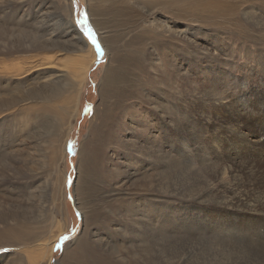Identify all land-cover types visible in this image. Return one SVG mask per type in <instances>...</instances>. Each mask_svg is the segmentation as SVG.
<instances>
[{
    "label": "rangeland",
    "instance_id": "1",
    "mask_svg": "<svg viewBox=\"0 0 264 264\" xmlns=\"http://www.w3.org/2000/svg\"><path fill=\"white\" fill-rule=\"evenodd\" d=\"M62 1L69 13L62 10ZM174 2L171 30L180 34L169 50L154 56L159 58L156 72L144 68L153 61L149 53L134 58L143 64L141 71L139 62H130V49L123 47L131 39L126 35L117 43L122 47L118 62L108 61L91 2L26 0L20 9L0 5V22L16 11L18 18L34 26L39 21L36 27L55 36H63L65 22L71 21L93 49L85 54L89 69L75 78L80 91L58 90L62 96L68 92L77 112L56 133L59 137L70 130L65 147L63 137L53 144L54 162L51 147L45 146L62 125L57 110L39 113L23 125L14 115L18 106L4 109L2 103V89L15 81L24 86L35 72L22 78L1 74L0 230L16 223L17 238L10 239L9 247L0 245V264H20V257L27 260L24 264H97L95 259L104 264H264V0ZM28 31L21 34L26 45L32 36ZM59 40L47 51L0 55V72L49 61L52 67L40 71L43 76L54 68L68 71L63 58L74 51ZM59 60L60 67L53 66ZM108 64L122 82L101 91ZM131 81L148 92L124 88ZM12 157H19L14 167ZM81 161L95 190L88 212L74 193ZM138 219L140 230L134 223Z\"/></svg>",
    "mask_w": 264,
    "mask_h": 264
},
{
    "label": "bare ground",
    "instance_id": "2",
    "mask_svg": "<svg viewBox=\"0 0 264 264\" xmlns=\"http://www.w3.org/2000/svg\"><path fill=\"white\" fill-rule=\"evenodd\" d=\"M9 1H10V3H9ZM182 1L184 4H186L185 2H187V0H182ZM25 2H26V0H6V1L0 0V5L8 4L7 6H9L10 9H13L15 7H19V9H20V8H23ZM86 2H87V4L90 2L92 3V6L88 4L90 13H92V15L94 17V21L93 20L92 21L95 24L94 25L95 28H97V30L100 31L99 40H100L102 46L105 47V49L107 51L108 61H110L112 64L117 63L119 60V55H118L119 49L122 47L117 46V43H119V42L121 43L122 42L121 40L124 39L125 35L131 39L127 43L123 44V47L124 48L127 47V49H130V51H127V52L129 53V57H130L129 60L131 63H133V64L137 63V62L140 63L139 71H141L140 67H142L143 64L141 65V62L139 59L138 60L134 59V58L138 57L137 54L145 55V53H149L151 55L149 57L153 61L151 63H149V61L147 60L148 61V65H147L146 61L143 59L142 62H144V64L147 65V66L144 65V68L146 69V67H147L151 71L156 72V70L159 66L158 65L159 64V58L158 57L155 58L154 56L159 55L158 50L163 49V50L167 51V50H169V47L171 46V40H174V39L178 40V37H179L178 35L180 34V32H174L173 30H171V8H174V7L177 8L178 7L177 4L174 2V0H86ZM57 4H59V3H57ZM61 4H62V10H64V12H66V13H69L71 10L69 5L67 3H65L64 1H62ZM189 5H190V2H189ZM207 6L210 8H213L214 5L209 1ZM9 12H10V14L11 13L12 14L9 17H7L6 20L3 19L4 21L2 20L0 22V55L1 56L5 55L8 58L10 56H14V58H15V56L19 57L20 53L29 54V53H37V52H41V51H47L48 49L51 48L50 47L51 45L57 43L58 39H60V40L65 39V41H66L65 43L67 44L68 49L74 51L73 56L63 58L65 61L62 64H64L66 66L65 68H67L68 71H66L65 69L60 70L58 68L59 70H57V68L56 69L54 68V70H52L53 72H46V73H51L49 76H43V72H40V71L46 70V69L48 70V69H50V67H52V64L49 61V62H41L39 64H35L32 68H26V67H24L25 65H20L21 67L18 65H13V67H10L8 69H3L0 72V78L2 76H7L9 78L12 76L22 78V75L27 74V72H30L31 69H33L31 72H35V74L33 75L32 78L23 82V84H25L24 86L20 85L19 81H15L13 83V86H10L12 84H9L7 87L5 86L6 88L2 89V91L4 90L3 92L6 96V98H2L3 99L2 103H6L5 104L6 106H4V109H10V108L13 109V108L18 106V109L15 108L16 110H15V112L14 111L13 112H14L15 116L21 117V118H19V120H22L25 122V123H23V125L27 124L29 120L34 119V117L37 118L39 113L47 114L48 113L47 111H49V110H54V109L57 110L59 118H60L59 121L62 125L59 124L60 127H58L55 130V132L53 133L54 137L57 136V138L54 141L49 140V142L45 146V147H47V149H49L51 147L49 160H50V162H54V161H56L57 151L53 150V147H54L53 144L58 143V142H62V140L61 141H59V140L62 139V137H63V143H61V144H62V147H65V144H66L67 138H68V133L70 130L67 129V131L65 133L60 132L59 137H58V135H56V133L58 131H60L61 128L63 130V122L66 121V118L68 120H70L71 118L76 116V112H77V105H75V103H73V98H71V96H68L67 93L69 92L70 93L69 95H72V94L76 95L77 91L80 89L79 88L80 83H78L80 81H78L79 79L76 80L75 78L78 75H79L78 77H80L81 74H84V72H87V71H85L86 68L89 69L88 66L92 63H90V64L87 63V61L89 59L87 60V57H86L87 55L85 56V54L86 53H92L93 49L91 46L86 47V41L79 34H77V32L75 30V26H73V23H71V21L65 22V24L67 25L68 31L63 36H60V35L55 36L53 31H48L45 28L39 29L38 28L39 26L36 27L39 23L41 24V22L38 21L34 26L33 25L34 22L29 23V21H26L27 18L23 19L24 16H20L18 18V14L16 11L12 12L10 10ZM7 14H9V13H7ZM67 18H69V17L67 16ZM177 20H181V19H177ZM29 28H30V30L28 31ZM25 30L28 31L29 35L32 34V36L30 35V37H29L30 39L28 38L29 43L27 45L25 44L26 42H23V37L21 36V34L25 33ZM120 31H121V33H120ZM122 32L124 33V35ZM106 34H109V35H106ZM14 36L18 40H15ZM66 63L68 64L69 67L67 66ZM60 65H61L60 60L58 62L57 61L53 62V66H55V67H58V66L60 67ZM116 72H117L116 68L110 64H108L105 67V70L103 72V76L100 80V90L101 91H105L108 89L109 90L117 89L118 85L121 84L122 79H121V77L117 78ZM1 74H2V76H1ZM21 78H19V79H21ZM19 79H17V80H19ZM67 79L69 82L67 81ZM130 83H132V85H130L128 87H124V88H126V89L141 88L138 84L136 85L135 83H133V81H131ZM62 87L68 88L67 89L68 92L66 93V96H62V95L58 94V90ZM1 88H2V86H1ZM141 89H144V88H141ZM145 92L147 93L148 91L145 90ZM0 94H1V92H0ZM78 96H79V94H78ZM21 103H25V104L20 106ZM29 122H31V121H29ZM19 124H21V123L19 122ZM40 146L41 145H39V147ZM153 155L155 156V154H153ZM18 158L13 159V157H12V160L9 162L11 164H9V165L13 166L12 163L15 162V160H17ZM147 158L150 159L149 157H147ZM82 161L85 164H88V159L83 158ZM82 161L80 162V165L78 163V169L81 173V176L79 178H77L76 188L74 189V193H75V196L77 198V203L83 208V210L85 209L86 212H88L87 208L90 205H92V203H91L92 200H90V199H92L94 197L95 190H94V187L92 186V184L89 185V183L87 182L88 179H86V176L89 175L90 173L87 174L88 173V168L86 167L87 165H85ZM153 166H156V165L153 164ZM25 168L27 169L26 165H25ZM34 177L35 176H32L31 178H34ZM91 180H93V179H91ZM142 180H144V179H142ZM149 192H150V190H149ZM112 195H114V194H112ZM4 196H8V195H4ZM6 199L7 198H5V200ZM147 200L149 201V198ZM148 203H150V202H148ZM52 207L54 209V205H52ZM153 207H154V205H153ZM82 208H81V210H82ZM138 210H140V209L138 208ZM145 210L142 209V212ZM59 212H60V210H59ZM130 213L131 212L129 211V214ZM54 214H55V212H53V215ZM148 215H149V213H148ZM136 216H138V215H135V217ZM148 217H150V216H148ZM6 220H7V218H6ZM12 221H14V218H12ZM151 221H152L151 222L152 223L151 228H152L154 226V220L151 219ZM134 223H136L135 226L138 228V230H140L141 226L139 225V223H141V221H139V219H138ZM16 227H17V225L15 223L14 225L12 224V225H8L7 227L5 226V227L1 228V230H0V245L1 246H2V244H7V246L9 244V246H10V239L14 240L17 238V233H16L17 228ZM164 227L165 226L163 225L162 228H164ZM156 229H159V228L156 227ZM145 230H146V228H145ZM131 233H133V232H131ZM134 233H135V231H134ZM140 234H141V232H140ZM138 237L139 236H137V238ZM133 239H135V238H133ZM142 239H143V237H142ZM142 239H141L140 243H138V244H141ZM14 241H16V240H14ZM134 241H136V240H134ZM162 241H164V240H162ZM53 243L54 242H52L51 244H53ZM45 247L46 246H44L43 249H45ZM35 250H36L35 253L37 252V254H38L37 256L39 257L41 255V253L38 249V246L35 247ZM41 252H42V250H41ZM137 252H138V250H137ZM48 253H49V251H48ZM29 257H30V255H29ZM34 260H35V258H34ZM95 260H96L97 264H104L105 263V262L103 263L99 259H95ZM16 262H19L20 264H24L25 262L27 263V260L20 257V259H17ZM28 264H29V262H28Z\"/></svg>",
    "mask_w": 264,
    "mask_h": 264
},
{
    "label": "snow or ice",
    "instance_id": "3",
    "mask_svg": "<svg viewBox=\"0 0 264 264\" xmlns=\"http://www.w3.org/2000/svg\"><path fill=\"white\" fill-rule=\"evenodd\" d=\"M79 23L83 24V21H79ZM86 35L89 37V39L92 41L94 44L98 56L102 57L103 56V50L100 48L99 44L96 42L94 39V34L92 33V30L90 28L85 29ZM62 239H67V237H62ZM59 247V245L57 246Z\"/></svg>",
    "mask_w": 264,
    "mask_h": 264
}]
</instances>
